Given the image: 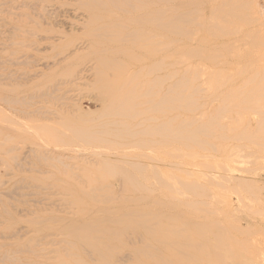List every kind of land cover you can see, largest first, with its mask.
Returning a JSON list of instances; mask_svg holds the SVG:
<instances>
[{
	"label": "rangeland",
	"instance_id": "obj_1",
	"mask_svg": "<svg viewBox=\"0 0 264 264\" xmlns=\"http://www.w3.org/2000/svg\"><path fill=\"white\" fill-rule=\"evenodd\" d=\"M71 1L69 0H4V1L0 0V4H1L0 12L2 11L0 13V19L2 20V22L0 21L1 24L0 25V111H2L0 117L2 118L3 114H5V117H3L4 119L0 118V123L2 121V124H0V149H1L0 150V221H1L0 222V246H1L0 261L3 262V263L1 262V264H19V263L20 264H32V263L57 264L59 262L58 258L66 254L67 250L69 251L68 253L69 256L70 255L72 256V254L76 253L75 249L73 248L69 249L66 246L67 243L70 241L68 238L69 235L67 233L68 231L67 224L71 222L74 223V222H83L89 220L90 218H92L91 217L92 212H96L100 209L104 210L103 209L104 207L106 209L107 208L110 209L113 203L115 202V201L112 202L111 200L110 202L112 204H110V202H108V204L105 202L104 203L100 202V204L98 203L97 205L91 204V206L94 207L96 206L95 207L96 209H94V207L91 208L89 200L88 199L86 200L87 196L86 198L85 196H83L81 198L82 199L81 201L79 200L78 195L75 194L76 192L74 188H76L77 186L83 188V192H84L83 194L91 195V193L93 194L96 193L97 196L100 195L102 197L105 195L107 197L113 196L112 197L113 200L114 197L116 196L118 197L117 199L120 198V203L123 207H126L127 204L125 200L129 203H132L131 207L133 208L134 205L138 206L139 204H137L136 202H132V200L134 201L139 197L145 198L148 196V199L142 202L145 205L143 212L148 219H151L153 221L157 219V228L154 230L147 229L148 231L154 233L155 237L157 235V248L155 249L157 251H154L156 257L155 258L152 257L153 260L152 261L150 257L144 256L146 254L142 252L145 251V249H143L145 248V245L142 242L140 243V245L138 244V241L140 240L139 234L134 230V228H131L132 230L126 229L127 233L130 234L131 236L127 235V239H125L126 246L124 245V247L121 246V244L110 241L107 242L106 239L103 240L102 243L103 246L107 245V247L109 248H112L114 250L116 249L115 252L113 251V253H111V257L114 261L124 260L126 262L127 259H124L123 257H127V258L129 257L130 260L128 258L129 261H127L126 264H139L140 262H143L144 264H207V262L209 261L211 262L213 258H215L217 254L222 251L223 253L221 252L220 254L222 255L224 254L226 258L228 257L224 264H264V152L258 150V148L260 149V147L263 148L264 150V97H263L264 76L262 73V71L264 70V60L259 59L262 55L261 52L264 54V46H263L264 45L263 44L264 43V12H263L264 0H259V3H261L260 4L261 8L263 9V10L261 9L262 11L259 12L262 13L261 15L263 17L260 16L261 18H257L256 20L253 18V16L256 17L257 13L252 15V13L249 12V9H246V11H244L241 20H237L235 15L238 14V10L232 7L230 8V13H231L230 15L222 18L221 16L223 15L224 12L217 11L216 14L214 15L217 16V18L216 17L210 18L209 15L211 8L214 4L217 5V1L206 0L204 2V0H193V1L190 0L191 3L197 2L198 4L196 8L197 14L202 12V8L203 11H205L202 12V15L207 18H205L206 20H202V21H201V15L197 17V15L191 14L192 18L195 19L194 23L199 22L205 26L206 29L203 33L204 35L206 34L207 36L204 37L210 38L211 33L214 30L220 32L222 29H225V32L222 33L223 40H221L222 35H220L218 38L219 41L233 42V43L234 42L237 43L239 41L237 45L238 48L239 46L241 47L239 48L241 52L239 51L236 55L232 54L233 57L231 56L230 58H228L230 60V61L228 60V62H230L231 64L229 63L230 64L229 66L223 68L224 71L222 75H218L217 78L213 77L212 79L209 80L208 77L205 76L204 78H202L203 80L200 79L198 82L195 81V83L197 82V84L203 85L204 88L205 85L207 84L206 86L208 89L206 88L204 94L202 95L203 97L205 96L204 98H206V100H203L202 98V99H197L198 101L196 102V95L191 90L190 96L187 99H185L183 102L186 103L188 106H191L192 112L181 111L179 113L181 115L179 119L183 120L184 118L189 116H196L197 118L200 119L199 121H197L198 124L205 122L207 120L209 122L211 120L216 119L218 121L220 119L228 126L232 134H239L242 136L253 135L255 138L258 139L257 141L260 143L259 147L257 145H254L252 143L251 138L250 141H245L244 139H242L240 140V142H238V144L237 142H233V141L232 143L229 141L223 142L219 138V135L216 133V132H220L219 127H215L214 125H209L208 128L201 130L199 136L200 140H209L210 142H212L214 146L213 148L207 146V152L205 151L206 155H214V157H223L226 156V153H228L229 150H231L234 145L235 146L240 145L241 147H244L247 146L248 144H251L252 146L250 148V151L258 152V154L261 153L259 157L256 160H254L253 163L255 164H253V166L252 164L251 166H249L250 169L254 168L252 169L253 174L250 173L249 175H247V172L244 173V171H242L241 173L239 169L240 164L238 166V164L232 163L230 161L229 167H231V171L233 170L231 173L235 177L246 178V176H248V178H246L245 181L241 183H238L236 182L237 180H233V179L232 180L224 179V178L218 179L217 180L218 183H216L214 186L212 185L213 189L210 187L209 190H205V194H204L205 198H203L204 197L203 196L202 197L203 199L199 198L198 193H196L197 191H199V189L190 190V191L197 190L195 193L194 192L185 193L178 197H175L173 195V188H172L173 185L163 182H161L160 184L158 182L152 181L149 178H147L148 180L147 179L144 180L146 182L142 181V184L145 187L141 191L123 189L122 186H120L121 184L120 181H122L120 180L121 179L120 177L110 179L107 182L102 181L103 174L101 171H99V175H102V177H100L97 174L98 173L97 169H99L98 168L99 166L96 165L94 159L89 155L88 153L89 150L83 152H76L75 154L72 153L73 155L70 152H66V154H68L66 157L67 159L62 160V158H60L61 160H58V162L56 163H55L56 158L54 160L53 159L45 160V161H43L42 159L39 160V158L37 159L36 158L37 156L35 155H40L43 152L51 153L52 151L42 150L40 147L36 148L29 140L27 139L25 140V137H23L26 136L28 132L24 131L25 132L24 133L23 130L19 128V126L13 125L15 123H20L21 125V123L24 124V122H27L28 120L26 121L24 120L27 118L23 117L25 113L26 114L31 112L33 113V115L32 113L30 114L31 116L30 120H33L36 117H38L36 118L37 120L40 119L41 117L36 115L38 114V111L36 112V108L39 106H43L42 111L46 112L49 110L55 111L60 103L61 105L62 103H68L69 106L75 103V105H73L72 107L75 108L76 111L79 110L77 112L78 113L80 112L79 113L80 115L82 114V116L84 117H87L86 115H88L87 118L96 117L101 109L100 106L101 104H99L100 102L99 103L97 102L99 101L97 97L98 95L96 92L93 91L92 88L93 84L89 82L87 83L88 86L85 84L84 85L85 87L84 86L79 87L80 90L77 88L78 92L77 89L75 91L70 89L71 90V93L69 94L70 98L68 97V99L70 100L65 99L64 101V99L60 97V99L62 100L61 102H58V100L54 98H52V100L50 101L48 100L47 102H44L40 98L39 100L36 98V100L34 99V101H32L33 104H31L27 102L28 98L26 95L28 93H26L25 95L23 93L25 91L24 89L29 87L37 90L38 91L37 94H39L40 91L44 90L45 87L51 86L52 84H55L59 80L64 79L65 77L63 73L66 72L71 73L70 71H74V69L72 70V66H73L71 65L72 61L68 62V60H65V62L63 61L59 64H56V61L63 59L65 56H69L70 52H72L77 47V45L81 43L82 40H79V38H81L80 37L81 33L84 32L83 30L84 25H82V29H80L81 26H78V23L82 24L84 21H81L82 19L79 20L74 19L72 16L67 17L68 20L67 19L66 20L68 21V24L67 22L66 24L65 22L59 23L60 20L62 19L61 18L57 19V17H55L56 19L54 18L55 19L54 21H51L50 19H43L42 21L38 14L41 11L39 9L45 8L44 6L46 5H53V6L55 5V8L60 7L61 5H64L65 8L66 7L65 2L74 3L76 5V3L74 2L75 0H71ZM256 1L257 0H255V2ZM74 4L72 5L74 8H76ZM242 4H243L242 1L237 2V5L239 6H241ZM163 5L164 4L162 3L161 5H157V6H163ZM206 7L208 10L205 9ZM5 8L8 9L9 11L5 10ZM253 8L255 9L256 6H254ZM10 9L13 12H11ZM206 10L208 11V13L206 12ZM18 13L21 14V15L19 14L20 15L19 18L17 16ZM35 13L37 14L35 15ZM25 14L27 15L25 16ZM258 15L257 17H259ZM69 21L70 23L71 21L72 23H75L74 26L71 27V25H69L70 24ZM76 21H78V23ZM166 25L169 27V29L165 28ZM174 25L175 24L170 19V15L167 20L165 13H157V70H158L157 98L161 96H165L167 94L169 90V88H167L168 84L162 79L170 74L174 75L172 80L173 85L176 83V81L181 80L182 82L187 83L191 88V83L189 81L182 80L180 77L181 73L178 72H180L181 68L184 67L183 65H186L189 61H190L189 63L192 65L197 63L195 60L191 61L188 57H182L180 59L176 58L178 60L174 58L175 56L173 57L174 59L165 58L171 55L172 52L174 51L172 44L173 40L176 41L179 39V36H177L175 32L176 29L173 27ZM14 28L17 30H15ZM24 29L28 30L27 32H29V34H27ZM23 30L26 33L25 35ZM63 33L66 36H64ZM51 34L53 36H51ZM58 34L63 36L64 38L62 37V39H60V36ZM51 37H53V40ZM50 41L52 43H50ZM59 42L61 43V45ZM216 49L218 48H215V50ZM50 50H53V52ZM85 53L86 51L84 52V54ZM188 53L190 52L185 51L181 54H188ZM254 54L260 56L257 59V61L255 60L257 56L255 57ZM25 55L31 56L30 57L31 61L25 62L24 60H26L27 58ZM252 55L255 61L252 60L251 58ZM79 59H81V61ZM15 60L18 63V65L16 64ZM77 62L78 63L82 62V56H79ZM40 63H46V65L48 64L49 66L47 68L40 67L39 65ZM78 65L79 64H77V66ZM211 67L213 66L207 64L205 68L206 71L208 72L213 70ZM41 68L43 69V73H44L43 77L37 78L34 76L31 79H25L24 76H22V75L26 76L27 72H32ZM202 68L204 69V66L194 65L192 70L195 71V70H200ZM254 73L257 74V76H254ZM20 74L21 76H19ZM60 74H63L62 76L64 78H59ZM192 76L193 75L191 74V77ZM249 78H251L250 81H248ZM227 80H230V82ZM202 82H204L205 84L204 83L202 84ZM19 86L20 89H18ZM228 87L231 88L230 92L228 96L222 101L221 93L227 90ZM182 89L185 88L180 87L179 91ZM212 94L214 96H212ZM239 98L241 99V101L237 103L236 100ZM10 100L13 101L12 103L14 105L12 103H9ZM16 100L19 101V103L18 102L17 103L20 106L18 104H15ZM211 100H214L215 102ZM203 102L206 103L211 102L212 103L211 106H213V108L209 106L212 108L210 113L208 112L206 115L200 117L199 114L202 111L200 112L197 111L201 110L200 106H202ZM27 103L29 105H27ZM35 103L36 104L40 103V104L35 105ZM42 103L44 104L46 103L47 105L45 104L44 106V104ZM168 103L170 105H173L177 103V100L169 99ZM48 105L50 106V108ZM170 108L171 107L167 105V112L163 113L166 114L165 116H169V117L172 116L169 115L172 114V110ZM225 109L228 112H226ZM10 112L11 114L9 115ZM49 113H47L48 115L45 113L46 117L52 118L53 116L50 115ZM15 117L17 120L15 119ZM8 121H10L12 124ZM28 136H30V134L27 135L26 137ZM5 137H7L8 138L7 140L10 141L5 140ZM157 138H160L158 134H157ZM6 141L8 145L7 143L5 145ZM2 142H4V144ZM9 149L11 152H13L14 150L15 152H13V154L6 153V151L7 152L9 151ZM11 149L14 150L12 151ZM164 149L169 150V145L164 144ZM158 152L159 150H157V154H159ZM4 154H7L5 155L6 157L4 156ZM8 154H10V156ZM26 154L27 155L29 154L28 157ZM7 156H9V158H7ZM72 156L77 157V159L72 158ZM10 157H13L14 160L11 161ZM36 160H38L39 162H37ZM201 161L203 163L205 162V160L202 158H196L193 160L194 163H200ZM170 162L171 161L167 160L166 158H163L162 156L159 157V155H157V165H159L160 167H163L166 164L167 168L169 169L168 164ZM71 166H73L72 168L76 167L77 169L76 170L74 169V172L76 171L77 174L82 175L83 178L86 176L89 177V179H87L86 177L88 182L86 181V179L85 181L79 178L77 179L76 178L77 175L73 174L72 172L73 169H71ZM241 166H246V168H248V166L245 164ZM78 168L82 169L83 171ZM189 169H191V166L182 167L183 170L182 174L186 173ZM86 170H89V172H87ZM198 177L200 178L201 182L209 183L210 181L208 173L206 172L199 173ZM89 184H91L90 187H88ZM101 186L102 188L103 186L104 187L106 186V188L100 189ZM118 188L125 190L124 191L125 193L122 192V190L120 191ZM103 191L108 192L110 195L108 193H104ZM74 198L75 199L77 198L78 201H81L84 207L82 206L81 203H77V202L75 203L73 201ZM203 201L206 202L207 204L204 205L202 203ZM83 209L84 210L86 209L87 211L84 212ZM75 214L78 215L76 216ZM33 217L34 219H32ZM51 218L53 219L57 218V220L58 219L61 220L57 221L52 219L53 220L52 221ZM106 218L105 219L103 218V220L101 218L100 219L101 221L98 220V222H96L95 219H92L93 221L96 222L94 224L95 226L97 225L96 229L98 231L102 230L101 228L102 224L104 229L107 228L115 229L117 230V232L119 231L123 232V230L125 231V228L129 226V224L127 223H116L114 225L109 224L106 221H111V219H106ZM6 220L8 221L7 223ZM48 220L49 221L51 220V223ZM65 220L66 221L68 220L69 222L67 223ZM177 231L178 234L174 235V233H176ZM64 233H66V235L68 236H65ZM102 233L104 232L102 231L99 234ZM168 233L169 236H167ZM60 235L61 237H59ZM199 236H205V238L200 239ZM43 237L45 241H43ZM137 237L139 240L137 239ZM219 237L221 243L219 241ZM36 239L38 240L37 241L38 245L36 244ZM40 239L42 240V242L40 241ZM129 239L130 240L132 239V241L135 243H133ZM61 240L64 241L63 242L64 245L61 244L62 243ZM30 241L34 243H31L32 244L31 245L29 244ZM128 241H130V243L132 242L133 244L131 243L130 245ZM175 242H177L178 246L180 245L179 247L176 248V250L172 247ZM167 243L170 244L172 248ZM26 244L28 245L26 246ZM188 244L191 245L190 250H185V245ZM24 246L26 247L23 249ZM34 246L35 248H33ZM58 246L60 248H65V249L61 251V249L60 250L58 249L59 248ZM68 246H70V244H68ZM130 246H134V247H132L131 249ZM27 247L30 249L26 250ZM31 247L33 249H31ZM134 248L138 249L139 250L138 252L144 255L142 256V254L140 253L138 255H135L133 250ZM49 249L52 251L51 254ZM71 249H73L74 251ZM118 249L120 251H118ZM16 250L18 253L20 250L21 254L20 253L18 254ZM24 250H26L27 252L34 251L35 254L34 253L28 254ZM41 250H45L46 252L44 251L42 253ZM177 250H179V252L185 251L189 255L184 254L185 255L184 256L182 254L181 256L183 257H178L176 255L178 253ZM86 251L88 252V254L87 252H82V254L84 253V255L82 256L83 260L86 263H91L92 262L91 260H93L95 261L93 262V264H99V260H100L99 257L95 254H92L88 250ZM22 252H24L25 254ZM114 253H117L119 255L117 254L114 255ZM170 255H176V257L178 258H173ZM178 255L180 256V253H178ZM89 256H91V258L88 259ZM36 257L37 259H35ZM16 260L19 263H17ZM200 260L202 261L204 260V261L202 262Z\"/></svg>",
	"mask_w": 264,
	"mask_h": 264
},
{
	"label": "bare ground",
	"instance_id": "obj_2",
	"mask_svg": "<svg viewBox=\"0 0 264 264\" xmlns=\"http://www.w3.org/2000/svg\"><path fill=\"white\" fill-rule=\"evenodd\" d=\"M69 1H71V0H69ZM205 1L206 0H204V2ZM209 1H213V0H209ZM215 1H217V5L214 4L212 6L211 11H210V15H209L210 18L211 17L217 18V16H214L217 11H223L224 12L223 15L221 16L222 18L230 15L231 14L230 13L231 7L238 10V14L235 15L237 20H241V17L244 14V11H246V9H249V12H251L252 15H254L255 13H257V15L259 14L258 15L259 17H257V15H256V17L253 16V18L255 20L257 18H261L260 16H262L261 15L262 13H260V12L263 9L261 8V5H260L261 3H259V0H257L256 2H255V0H215ZM239 1L243 2V4L241 6L237 5V2H239ZM74 2L76 3V5L74 3H66L65 2V5H66L65 8H64V5H61L60 7H56V8H55V5L54 6L53 5H46V6H44L45 8H41V9L38 8L39 10H41L40 13H38V14H39V17L41 18L42 21H43V19H50L51 21H54L56 19L55 17H57V19H59V18L62 19V20H60L59 23L65 22V24H66V22H67V24H68V21H67L68 18L67 17H70V16H72L74 19H77V20L82 19L81 21H84L82 24H80V23H78V21H76L78 23V26H81L80 29H82V25H84L83 26L84 32L81 33L82 36L80 35V37L82 39L79 38V40H82L81 43H79V45H77V47L72 52H70L69 56L64 55L65 56L64 58L62 56L63 59L56 61V64H59L63 61L65 62V60H68V62L72 61L71 65H73L72 70L74 69V71H70L71 73H68L65 71L66 73H68V74L63 73L65 78L62 76L63 74H60L59 78H64L66 80L61 79L58 82H56L55 84H52L51 86H48V87L44 86L45 87L44 90L40 91L39 94H37V92H38L37 90H35L34 88H29V87L25 88L24 89L25 91L23 93H24V95L26 93H28L26 95L28 98V101L27 100L26 101L28 103H31V104H33L32 101H34V99L36 100V98L38 100L40 98L44 102H47L48 100L50 101V100H52V98H54V99H57L58 102H61L62 100L60 99V97L63 98L64 101H65V99L70 100V99H68V97L70 96L69 94L71 93L70 89L75 91L77 88L79 89V87H81V86L83 87L85 84L87 85V83L89 82V83L93 84L92 85L93 91L96 92L98 95L97 97H98L99 101H97V102L98 103L100 102L99 104H101L100 105L101 109H100L98 115L96 117H92V118H87L88 115H86L87 117L82 116V114L80 115L79 114L80 112L79 113L77 112L79 110L76 111V109L72 107L73 105H75V103L73 105H70V106L68 105V103H62V105L60 103L58 108L55 111L49 110L46 112L42 111L43 106H39L36 108V112L38 111V114H36V115L41 117L38 120L36 119L38 117H36L35 119L32 118L33 120H30V118H31L30 114L32 112L28 113V114L25 113L26 115L24 114L23 117H26L27 119H24V118L23 119L25 121L26 120H28V121L24 122V124L21 123V125H20V123H15L13 125L19 126V128H21V130H23V132L24 131L28 132L27 135L30 134V136L26 137L27 136L26 135L23 137H25V140L26 139L29 140L36 148L40 147L42 150H46V151L51 150L52 151L51 153L47 152L48 154L43 152L40 155H35L36 154L35 153L34 155L37 156L36 157L37 159L39 158V160L42 159L43 161H45V160H50V159L54 160L56 158V161H55V163H56V162H58V160H61L60 158H62V160L67 159L66 157L68 154H66V152H70L71 154L72 153L75 154L76 152H83V151L89 150L88 151L89 155L94 159L96 165L99 166L98 167L99 169H97L98 170L97 174L99 175V171H101L103 174V177H102V175H99L100 177H102V181L107 182L110 179L120 177L121 178L120 180H122V181L119 180L121 182L120 186H122L123 189L141 191L145 187L142 184V181L146 182L144 180L149 178L152 181L158 182L160 184H161V182H163V183H168V184L173 185V187H172L173 188V195L175 197H178V196L185 194V193H193V192L195 193L197 190L196 191H190V190L199 189V191H197L196 193H198V196L201 199L205 198V196H204L205 190H209L210 187L213 189V186L216 183H218V181H217L218 179H222V178L229 179V180L233 179V180H237L236 182L241 183V182H244L246 178H248V176H246V178L235 177L231 173L233 170L231 171V167H229L230 161L232 163L238 164V166L240 164L239 169H240L241 173H242V171H244V173L247 172V175H249L250 173L253 174L252 169H254V168L250 169L249 166H251V164H252V166H253V164H255V163H253L254 160H256L261 153L258 154V152L250 151V148L252 147L251 144H248L247 145L248 147L247 146L241 147L240 145H237V146L234 145L233 148L231 150H229L228 153H226V156L214 157V155H206L205 154V151L207 152V146H210L212 148L214 147L212 142H210L209 140H200L199 139L201 130L208 128L209 125H214L215 127H219L220 132H216V133L219 135V138L223 142L229 141L232 143V141H233V142H237V144H238V142H240V140H242V139H244L245 141H250V138H251L252 143L259 147L260 143L257 141L258 139L255 138L253 135L252 136H249V135H243L242 136L239 134H232L231 131L229 130L228 126L220 119L218 121L215 119V120H211L209 122L207 120V121L199 123V124L197 123V121H199L200 119L197 118L196 116H189V117L184 118L183 120L179 119V117L181 116L179 113L181 111L192 112L191 106H188L186 103L183 102L185 99H187L190 96L191 90L196 95V102L198 101L197 99L203 98V100H206V98H204L205 96L203 97L202 95L204 94L205 89L207 88V86H206L207 84L205 85V88H204L203 85L197 84V82L200 79L204 78L205 76L208 77V80H209V79H212L213 77L217 78L218 75H222V73L224 71L223 68L227 67L231 64L230 62H228V60H229L228 58H230L232 56V54L236 55L239 51L241 52V50H239V48H241V47L239 46V48H238V45H237V43L239 41L237 43L219 41L218 38L220 35H222V33L225 32V29H222L220 32H218L217 30H214L211 33L210 38L208 37L209 39L204 37V36H207L206 34L204 35V33H203L206 29L205 26L199 22L194 23L195 19L192 18L191 14L197 15V17L199 15H201V21H202V20H206L205 18H207V17H204L202 15V12H205V11H203V8H202V12L197 14L196 8H197L198 4H197V2L191 3L190 0H75ZM7 3H9V2H7ZM162 3L164 4L163 6H157V5H161ZM254 3H255V5H254ZM72 4H74L76 8H74ZM0 6H1V4H0ZM254 6H256L255 9L253 8ZM18 7H19V5H18ZM31 9H29V10H31ZM205 9H207V7ZM5 10L9 11L6 8H5ZM207 10H206V12L208 13ZM11 12H13V11L11 10ZM36 12H37V10H36ZM157 13H165L167 20H168L169 15H170L171 21L175 24L173 26L176 29L175 32H176L177 36H179L178 40H176V41L173 40L172 44H173L174 51L172 52L171 55H169L168 57H165V58L166 59H168V58L172 59L175 56L174 57L175 59L176 58L180 59L182 57H188L191 61L195 60L197 62V63L192 65L189 63L190 62L189 61L186 65H183L184 67L181 68L180 72H178V70H177L178 73H181L180 77L182 80H186V81H189L191 83V88L189 87V85L187 83H184L181 80L176 81V83L173 85L172 80H173L174 75L170 74V75L165 76L162 79L163 81L167 82V84H168L167 88H169V90L165 96H161L158 98H157V71H158L157 70ZM19 14L20 13H18V15H17L18 18L21 15V14L20 15ZM36 14L37 13H35V15ZM9 15H11V14H9ZM26 15L27 14H25V16ZM2 18H4V17H2ZM0 21L2 22L1 19H0ZM69 23H70V21H69ZM3 24H5V23H3ZM55 24H57V23H55ZM74 24L75 23H72V21H71V23L69 25H71V27H72V26H74ZM37 25H39V24H37ZM76 26H77V24H76ZM165 28L169 29V27L167 25L165 26ZM32 29H33V27H32ZM75 29H76V27H75ZM15 30H17V29H15ZM24 30L26 31L27 34H29V32H27L28 30H26V29H24ZM24 30H23V32H24ZM10 31H11V29H10ZM26 33L24 32V35ZM51 36H53V35L51 34ZM59 36H60V39H62L63 36H61V35H59ZM64 36H66V35L64 34ZM51 38L53 40V37H51ZM213 38L217 41H215ZM221 40H223V35L221 37ZM51 41H50V43H52ZM49 45H51V44H49ZM60 45H61V43H60ZM216 45H218V46H216ZM259 45H261V44H259ZM1 46H3V45H1ZM215 48H218V49L215 50ZM8 49H9V47H8ZM84 50L86 51L85 54H84V52H85ZM50 51L53 52V50H50ZM185 51H188L190 53L181 54ZM47 54H48V52H47ZM180 54H181V56H180ZM255 54H256V52H255ZM255 54H254V56L256 57L257 55H255ZM261 54H262L261 57L260 56L256 57V59H255L256 61L259 57H260L259 58L260 60H262V59L264 60V58H263L264 54L262 52H261ZM239 55H240V53H239ZM25 56L27 57L26 60H24L25 62L31 61V58H30L31 56H29V55L28 56L25 55ZM79 56H82V62L81 63L77 62V59L79 58ZM251 58L253 61H255L253 58V55L251 56ZM178 59H176V60H178ZM18 60H19V58H18ZM79 60L81 61V59H79ZM15 62H16V60H15ZM221 63H223V64H221ZM16 64L18 65L17 62H16ZM77 64H79V65L77 66ZM207 64H210L211 66H213V67H211L213 70L207 72L205 69ZM24 65H25V63H24ZM39 65H40V67H46V68L49 66L48 64L46 65V63H40ZM194 65L195 66L196 65L197 66L198 65L204 66V69L202 68L200 70L193 71L192 68ZM56 66H58V65H56ZM66 67H67V65H66ZM67 70H69V69H67ZM262 73L264 76V70L262 71ZM43 74H44L43 69L41 68V69H37V70L32 71V72H27L26 76L25 75H22V76H24L25 79H31L34 76L37 78L43 77ZM191 74L193 75L192 77H191ZM19 76H21V74ZM254 76H257V74L254 73ZM7 79H8V77H7ZM250 79L251 78H249L248 81H250ZM195 81H197V82L195 83ZM227 81L230 82V80H227ZM203 83L204 82H202V84ZM180 87H184L185 89H182L179 91ZM11 88H12V86H11ZM18 89H20V86L18 87ZM78 89H77V92H78ZM230 89L231 88L228 87L227 90L223 91L222 93L220 92L222 94L221 95L222 101L228 96ZM10 90H8V91H10ZM177 91H178V93H177ZM74 93H76V92H74ZM81 93H82V91H81ZM212 96H214V95L212 94ZM235 98H237V97H235ZM8 99H9V97H8ZM59 99H60V101H59ZM169 99H176L177 103L170 105L168 103ZM207 99H208V97H207ZM214 100H215V98H214ZM214 100H211V101L215 102ZM240 101H241L240 98L236 100L237 103H239ZM6 102H8V101H6ZM12 102L13 101L10 100L9 103H12ZM17 102L19 103V101L16 100L15 104H18ZM28 103H27V105H29ZM37 104L39 105L40 103H37ZM37 104L35 103V105H37ZM42 104H44V103H42ZM45 104H44V106H45ZM56 104H57V102H56ZM211 104H212L211 102L210 103H206V102L202 103V106H200L201 110L197 111V112L202 111L199 114L200 117H202L203 115H206L208 112L210 113V111L213 108V106H211ZM167 105L169 107H171L170 109L172 110V114H169L170 116L172 115L171 117L165 116L166 114H163V113L167 112ZM209 106H211L212 108ZM30 107H32V106H30ZM49 108H50V106H49ZM225 111L228 112L226 109H225ZM1 112L2 111H0V115H1ZM36 112H34V113H36ZM49 112H52V113H49ZM45 113L46 114L49 113L53 117L52 116H51L52 118L46 117ZM76 113H78V114H76ZM10 114H11V112L9 113V115ZM20 114H21V112H20ZM32 115H33V113H32ZM92 116H94V115H92ZM3 117H5V114H3L2 118L1 117L0 118L4 119ZM15 119H16V117H15ZM8 122H10V121H8ZM261 123H262V120H261ZM0 124H2V121ZM16 129H17V127H16ZM157 134L160 136V138H157ZM7 137H8V135H7ZM7 137H5V140L8 139ZM10 138H12V137H10ZM15 138H16V135H15ZM17 139H18V137H17ZM7 141H10V140H7ZM7 141L5 142V145H6ZM13 142H15V141H13ZM2 143L4 144V142H2ZM164 144L169 145V150L164 149ZM7 145H8V143H7ZM157 150H159V152H158L159 154H157ZM258 150L261 152L262 151L264 152L263 148H261V147H260V149L258 148ZM16 151H19V150H16ZM13 152H15V150ZM13 152H11L10 149L8 152L6 151V153H12V154H13ZM2 153H3V151H2ZM5 155H7V154H4V156ZM8 155L10 156V154H8ZM28 155H27V157H28ZM157 155H159V157L162 156L163 158H166L167 160L171 161L168 164L169 169L167 168L166 164L163 167H160L159 165H157ZM9 156H7V158H9ZM10 158H11V161L14 160L13 157H10ZM72 158L77 159V157H75V156H72ZM81 158H82V156H81ZM196 158H202L205 160V162L203 163L201 161L200 163H194L193 160ZM68 160H69V158H68ZM36 161L39 162L38 160H36ZM91 163H93V162H91ZM243 164L247 165L248 168H246V166H241ZM186 166H191V169H189L186 173L182 174V171H183L182 167H186ZM63 167H65V166H63ZM72 167L73 166H71V169H73L72 170L73 174L77 175L76 178L77 179L79 178V179L85 181L87 176L83 178L82 175L77 174L76 171L74 172V169L76 170L77 168L76 167L72 168ZM78 169H80V168H78ZM256 169H255V171H256ZM80 170H82V169H80ZM84 171H85V169H84ZM86 171L89 172V170H86ZM95 171H96V169H95ZM30 172H32V171H30ZM201 172L208 173V176L210 178L209 183L208 182L207 183L201 182L200 178L198 177L199 173H201ZM92 178H94V177H92ZM157 178H158V180H157ZM87 179H89V177H87ZM87 179H86V181L88 182ZM87 182H84V183H87ZM81 185H82V183H81ZM90 186H91V184H89L88 187H90ZM59 188H61V187H59ZM101 188H102V186L100 187V189ZM103 188H106V186L105 187L103 186ZM74 189L76 192L75 194H77L79 197V200L82 201L81 198L83 196H85V198H86V196H87L86 200L87 199L89 200L90 206H91V204H93V205H97L98 203L100 204V202H102V203L105 202L108 204V202H110L111 200H112V202L113 201H115V202L112 205L113 208L111 207L110 209H108V208L106 209L104 207L103 208L104 210H101V209L98 210L97 209L98 211L92 212V216H91L92 218H90L89 220H86V221L82 220L83 222H74V223L70 221L71 223L67 224V230H68L67 233L69 236L66 235V233H64V234H65V236H68L70 241L68 243L65 241L67 243L66 246L69 249L70 248L75 249L76 253L72 254V256L71 255L69 256L68 255L69 251L66 249L67 252H66V254H64L65 256L64 255H62V256L57 255V256H60L58 258L59 262L57 261L58 262L57 264H91V263L93 264V262H95L93 260H91L92 261L91 263H86L83 260L82 256L84 255V253L82 254V252H87L86 250H88L92 254H95L99 257V259H100L99 264H126V262L130 260L129 257H128L129 260L127 257H123L124 259H127L126 262L124 260L114 261L111 257V253H113V251L115 252L116 249L114 250L112 248H109V247H107V245H104V246H106V247H104L102 243H103V240L106 239L107 242L110 241V242L121 244V246H123V247H124V245L126 246L125 239H127V235H130L127 233L126 229L129 230L131 228H134V230L139 234L140 240L137 237V239L139 240V241L138 240L137 241H138L139 245L141 242L144 243L145 248H143V249H145V251L142 253H145L146 255L138 252L139 250L136 248L133 249L134 254L138 255L140 253V254H142V256L144 255L145 257L146 256L150 257L151 260H152V257L153 258L156 257L154 251H157V250H155L157 248V235L155 237L154 233L148 231L147 229H152V230L156 229L157 228V219L154 221L151 219H148L146 217V215H144V212H143L145 205L142 202L146 201L148 199V196L145 198L139 197L134 201L132 200V202H136L137 204H139L138 206L134 205L132 208L131 207L132 203H129L126 200H125V202L127 203L126 207H123L120 203V198L117 199L118 197H116V196L114 197V200H113L112 199L113 196L107 197L105 195L102 197L100 195L97 196L96 193L95 194L91 193V195L83 194L84 193L83 188L80 186H77ZM119 190L121 191L122 189H119ZM125 190H122V192H124ZM90 191H91V189H90ZM99 191H102V190H99ZM72 193H74V192H72ZM104 193H108V192H104ZM80 194H82V195H80ZM115 198H116V200H115ZM73 201L75 203L76 202L81 203L82 206L84 207L83 203L81 201H78L77 198L76 199L74 198ZM202 203L204 205L207 204L204 201ZM110 204H112V203L110 202ZM72 206H73V204H72ZM93 207L94 206H91V208H93ZM95 207H94V209H96ZM106 207H108V206H106ZM83 211L86 212L87 210L83 209ZM88 214H91V213H88ZM75 215L77 216L78 214H75ZM9 217H10V215H9ZM86 217H88V216H86ZM101 218H102V220H103V218L104 219L105 218L111 219V221H106V222H108L109 224H112V225H114L116 223H127V224H129V226L127 228H125V231L123 230V232L122 231L117 232V230H115V229H110V228L104 229L103 224H102V227H101L102 230L98 231L96 229L97 225L95 226L94 223L98 222V220L101 221L100 220ZM32 219H34V217ZM52 219L53 218H51V220ZM92 219H95L96 222L93 221ZM51 220L50 221L48 220V221L51 223ZM53 220H57V218H55ZM7 222L8 221L6 220V223ZM66 222L68 223L69 221L67 220ZM38 226H40V225H38ZM164 229H165V227H164ZM102 231L104 233L99 234ZM156 232H157V230H156ZM40 234H41V232H40ZM176 234H178V231L176 233H174V235H176ZM65 236H64V238H65ZM167 236H169V233ZM13 237H15V236H13ZM59 237H61V235ZM199 238L204 239L205 236H199ZM6 240H7V238H6ZM37 241L38 240L36 239V244H37ZM40 241L42 242L41 239H40ZM43 241H45L44 237H43ZM130 241H132V239ZM130 241H128V243L131 245V243L133 241L131 243H130ZM219 241L221 243L220 237H219ZM63 242L64 241H62V243H61L62 245H64ZM31 243H34V242L30 241L29 244H31ZM133 243H135V242H133ZM68 244H70V246H68ZM27 245L28 244H26V246ZM168 245L170 246V244H168ZM26 246H24L23 249ZM43 246H44V244H43ZM134 246H135V244H134ZM134 246H130L131 249ZM179 246H178L177 242H175L172 247L176 250V248ZM28 247H30V246H28ZM28 247L26 250L30 249ZM45 247H46V245H45ZM190 247H191L190 244L185 245V250H190ZM33 248H35V246ZM33 248L31 247V249H33ZM58 249L59 250L61 249V251H63V249H65V248L59 247ZM73 249H71V250H73ZM26 250H24V251L27 252ZM44 251L45 250H41L42 253ZM118 251H120V250L118 249ZM177 251H178V253H180V256L178 255V253L176 254L178 257H183V256H181L182 254L183 255L184 254L189 255L185 251H180V252H179V250H177ZM16 252H17V250H16ZM221 252H219L217 254V256L215 258H213V260L211 262L210 261L207 262V264H224L228 257L226 258V256L224 254H223L224 256L222 254H220ZM11 253H13V252H11ZM19 253L21 254L20 250H19ZM22 253H24V252H22ZM27 253L28 254L29 253L35 254L34 251L33 252L30 251ZM51 253H52V251L50 250V254ZM87 254H88V252H87ZM115 254H117V253H114V255ZM117 255H119V254H117ZM176 255H170V256L173 258H178V257H176ZM3 256H5V255H3ZM214 256H215V254H214ZM37 257L35 259H37ZM4 258H6V257H4ZM89 258H91V256H89L88 259ZM12 260H14V259H12ZM53 260H55V259H53ZM22 261H24V260H22ZM200 261H202V260H200ZM1 262L2 261H0V264H1ZM16 262H17V260H16ZM17 263H19V262H17ZM137 263H139V262H137ZM139 264H144V263L140 262Z\"/></svg>",
	"mask_w": 264,
	"mask_h": 264
}]
</instances>
